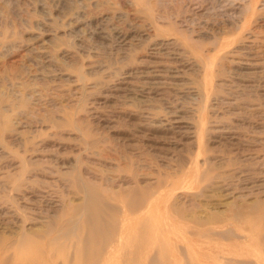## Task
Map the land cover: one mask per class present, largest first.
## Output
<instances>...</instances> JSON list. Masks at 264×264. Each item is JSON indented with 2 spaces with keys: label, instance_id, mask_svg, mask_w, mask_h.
<instances>
[{
  "label": "rangeland",
  "instance_id": "1",
  "mask_svg": "<svg viewBox=\"0 0 264 264\" xmlns=\"http://www.w3.org/2000/svg\"><path fill=\"white\" fill-rule=\"evenodd\" d=\"M87 182L122 199L112 264L147 216L161 260L264 264V0H0V264H63L34 236Z\"/></svg>",
  "mask_w": 264,
  "mask_h": 264
},
{
  "label": "bare ground",
  "instance_id": "2",
  "mask_svg": "<svg viewBox=\"0 0 264 264\" xmlns=\"http://www.w3.org/2000/svg\"><path fill=\"white\" fill-rule=\"evenodd\" d=\"M81 186L83 187H80L79 190L82 192V202L78 205H71L64 217L55 220L58 225L52 235L46 237L35 235L34 243L39 247L38 251H40L42 244L43 251H46V248L49 250L57 243V253L62 258L63 264H112L109 254L117 253L122 248V239L125 237L122 234V229L118 231L114 221L117 217L116 209L118 206L122 216V199L115 195L107 196L105 193L103 195L102 189L96 188L93 183L87 182ZM151 197V193L146 192L144 194V191H140L137 195V203L132 202L133 200H124L125 209L132 214H138L143 209H150L153 202ZM109 208L111 209L109 210ZM151 219V216L140 219L129 231L132 239L126 242V246L129 244L134 249L127 251L123 255V259L121 253L119 264H167L168 262L169 264H177L176 260L179 258L175 255L174 259L171 257L172 259L168 260L166 257V261L161 260L163 252L155 246L157 238L162 240L160 248L164 246L167 248L169 241L154 233V225ZM45 238H48L47 243ZM62 239L65 240V245L61 243ZM51 240H53V244L50 242ZM21 252L20 246L14 247L12 264L49 263L46 256L41 252L40 254L33 251L27 254ZM170 254L171 250L169 251ZM59 256L57 255V257ZM50 262L53 264L55 258L50 259Z\"/></svg>",
  "mask_w": 264,
  "mask_h": 264
}]
</instances>
